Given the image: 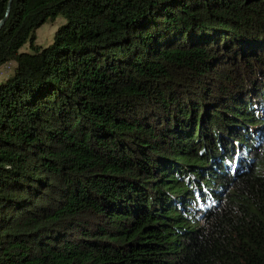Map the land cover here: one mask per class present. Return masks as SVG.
<instances>
[{
	"label": "trees",
	"instance_id": "trees-1",
	"mask_svg": "<svg viewBox=\"0 0 264 264\" xmlns=\"http://www.w3.org/2000/svg\"><path fill=\"white\" fill-rule=\"evenodd\" d=\"M8 1L0 264H264V0Z\"/></svg>",
	"mask_w": 264,
	"mask_h": 264
},
{
	"label": "rangeland",
	"instance_id": "rangeland-1",
	"mask_svg": "<svg viewBox=\"0 0 264 264\" xmlns=\"http://www.w3.org/2000/svg\"><path fill=\"white\" fill-rule=\"evenodd\" d=\"M66 23V19L59 15L54 20H48L39 29L36 30V41L35 45L40 48H46L53 42L54 34L58 28ZM23 52H32L28 45H25L22 49ZM15 64L9 63L6 66L0 68V84L4 82L8 77L13 74Z\"/></svg>",
	"mask_w": 264,
	"mask_h": 264
},
{
	"label": "water",
	"instance_id": "water-1",
	"mask_svg": "<svg viewBox=\"0 0 264 264\" xmlns=\"http://www.w3.org/2000/svg\"><path fill=\"white\" fill-rule=\"evenodd\" d=\"M11 3H12V0H9V1H8V4H7V12H6V17H7V16H8V14H9L10 7H11ZM4 23H5V19H4V20H2V21L0 22V29L3 27Z\"/></svg>",
	"mask_w": 264,
	"mask_h": 264
}]
</instances>
